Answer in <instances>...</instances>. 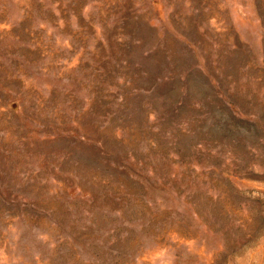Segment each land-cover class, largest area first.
Returning a JSON list of instances; mask_svg holds the SVG:
<instances>
[{
  "label": "rangeland",
  "instance_id": "374dc122",
  "mask_svg": "<svg viewBox=\"0 0 264 264\" xmlns=\"http://www.w3.org/2000/svg\"><path fill=\"white\" fill-rule=\"evenodd\" d=\"M0 264H264V0H0Z\"/></svg>",
  "mask_w": 264,
  "mask_h": 264
}]
</instances>
